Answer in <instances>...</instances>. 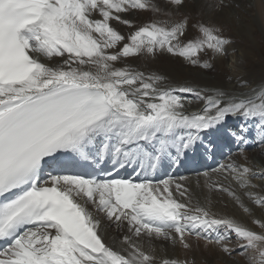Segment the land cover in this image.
Instances as JSON below:
<instances>
[{
	"label": "snow or ice",
	"instance_id": "6c2138e0",
	"mask_svg": "<svg viewBox=\"0 0 264 264\" xmlns=\"http://www.w3.org/2000/svg\"><path fill=\"white\" fill-rule=\"evenodd\" d=\"M227 6L0 0V264H196L159 256L155 241L213 250L224 264H264V215L248 203L264 213V190L254 183L264 169L243 147L264 150V81L247 93L171 87L129 63L168 54L211 69L202 55L224 57L233 41L203 16ZM183 94L202 107L188 111ZM229 118L239 121L229 135L243 162L229 156L198 175L203 199L187 176L151 178L166 158L180 165ZM128 168L143 178H118ZM212 193L249 220L216 209ZM105 221L126 229L118 244Z\"/></svg>",
	"mask_w": 264,
	"mask_h": 264
},
{
	"label": "bare ground",
	"instance_id": "6f19581e",
	"mask_svg": "<svg viewBox=\"0 0 264 264\" xmlns=\"http://www.w3.org/2000/svg\"><path fill=\"white\" fill-rule=\"evenodd\" d=\"M226 1L229 2L230 5L234 6L230 7L231 9H238L240 5H243L241 0H239L238 2V7H236L237 0ZM192 11L196 13L197 9L193 8ZM141 14L148 15L149 13ZM203 19L221 26L223 28L224 34L227 37L234 39V44L228 46L227 51L231 53L233 47H237L240 51H242L243 60L240 62V66L243 69V74H230L224 66L227 56L212 59L211 53H208L207 56H209V62H211L213 65L217 64V68L214 70L212 68L203 69L202 67H195L189 65L186 61L183 60V58L172 57L165 54L157 55L155 58L142 56L129 61V63L137 70L164 76L166 78L165 82L169 86H190L194 88L209 89L221 88L230 93H240L245 90H250V88L257 86L256 84L264 81V62H262L263 60H259V58L264 55V42H261V39L263 37L260 34L258 28H254L252 26V23L250 22L245 28L240 26L239 29L236 30L232 26L240 24L235 20V18H228L227 20H225L219 11L205 12ZM228 52L227 55L229 54ZM243 81L248 84L247 88L242 86ZM191 101L192 106L190 104L186 105V109L188 111H191V108H197L199 110L202 107V102L197 101L193 96ZM236 154L239 156V152ZM245 154L250 157H257L260 161H262V164H264V150H262L260 147L246 151ZM228 162L229 159L226 163ZM251 163L255 165L253 161H251ZM255 170L257 171L256 168ZM214 178L222 179V176ZM202 179L203 178L201 177V181ZM189 182L193 191L197 193L201 199H203V195L207 193V189L197 188L195 185V180L189 179ZM260 185L261 188L256 189V191L264 190V184ZM211 198L214 202H216L214 203V207L216 209L236 212V214L245 221L249 220L248 217L244 216L240 211L233 208L231 205L229 206V208L224 209L223 205L220 204L219 201L225 200V202H227V200L220 194L212 193ZM248 203L249 206L253 207L256 218H260L262 215H264V213H262L255 206H252L250 202ZM115 237L118 242L117 235ZM111 240L112 239H110V241ZM153 246L157 248V254L159 256L166 258L177 256H179L180 258L187 257L188 259H194L196 261V264H224V261L226 260L225 257L221 256L215 251H205L203 250V248H194L192 252H185V250H183L179 246L172 247L170 244L161 241H155Z\"/></svg>",
	"mask_w": 264,
	"mask_h": 264
},
{
	"label": "rangeland",
	"instance_id": "374dc122",
	"mask_svg": "<svg viewBox=\"0 0 264 264\" xmlns=\"http://www.w3.org/2000/svg\"><path fill=\"white\" fill-rule=\"evenodd\" d=\"M238 2L239 0H237L236 7H238L239 4ZM241 2L243 3V5H240L238 9H234V8L231 9L230 7H234V6L230 5L229 2L225 0V4L228 6L224 7V9L219 12L221 13V15L225 20H227L228 18H235V20L240 24V25L237 24L236 26L234 25L232 26L236 30H238L240 26L245 28L248 25V23L251 22L254 28L256 27L258 28L260 34L263 37L261 39L262 40L261 42L263 43L264 42V0H241ZM232 41L234 42L233 38ZM232 49L233 50L231 53L227 51L229 54L226 55L227 59L224 63V66L230 74H243V69L240 66V62L243 60L242 51H240L237 47H233ZM261 58H259V60L261 61L263 60L262 62H264V55ZM208 59L209 56L206 59L205 55H202L201 64H203L204 61H208ZM216 68H217V64H214L212 69L214 70ZM233 158L237 159L238 162H243V157H239L237 154H234ZM248 158L250 163L251 161L255 163L257 171L264 169V164H262V161H260L257 157L248 156ZM254 183H257L259 185L264 184V180H256V182L254 181Z\"/></svg>",
	"mask_w": 264,
	"mask_h": 264
}]
</instances>
